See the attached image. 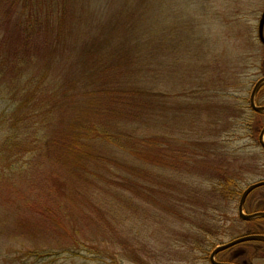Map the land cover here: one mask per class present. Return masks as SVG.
<instances>
[{
  "label": "rangeland",
  "instance_id": "374dc122",
  "mask_svg": "<svg viewBox=\"0 0 264 264\" xmlns=\"http://www.w3.org/2000/svg\"><path fill=\"white\" fill-rule=\"evenodd\" d=\"M58 1L64 4L65 28L73 27V58L80 59L86 48L120 74L118 81L155 93L152 118L122 123L154 144L144 152L139 145L130 156L127 145L101 140L99 149L120 160L112 169L108 162L98 169L103 175L96 178L101 185L96 193L105 218L85 217L81 203L72 201L71 221L90 236L88 245L63 246L59 254L38 258L24 254V247L34 243L25 239L14 206L0 204V264H211L209 252L217 243L257 227L239 218V197L228 202L217 196L210 203L209 163H199L188 180L170 170L176 169L173 164H159L156 154L162 149L176 156L190 145L209 153L213 167L229 163L243 169L240 190L264 179V149L258 141L263 122L250 105L251 90L264 76V45L257 37L264 0ZM5 106L0 98V111ZM146 152L149 161L143 159ZM263 192L264 186L252 190L243 212L255 209L252 200ZM168 197L195 201L200 208L191 219L174 216L165 209ZM27 221V230L33 229L34 222ZM212 233L217 241L205 243ZM253 242L258 241L248 243Z\"/></svg>",
  "mask_w": 264,
  "mask_h": 264
},
{
  "label": "trees",
  "instance_id": "16d2710c",
  "mask_svg": "<svg viewBox=\"0 0 264 264\" xmlns=\"http://www.w3.org/2000/svg\"><path fill=\"white\" fill-rule=\"evenodd\" d=\"M63 6L58 0H0V98L6 101L0 111V204L14 206L25 239L34 243L24 247V254L35 258L59 254L63 246L88 245L90 236L71 221L72 201L81 203L85 217L105 218L96 193L101 188L96 178L103 175L98 169L106 162L112 169L120 159L99 149L103 138L127 145L130 156L137 146L144 152L154 144L151 137L137 138L122 123L152 118L155 93L118 81L120 74L86 48L80 59L73 58L77 47L70 38L73 27L65 28ZM122 135L124 141H117ZM159 150L156 161L166 163L165 168L173 164L176 169L170 170L188 180L199 163L210 164V203L217 196L229 202L241 194L238 185L246 172L231 168L227 158L228 164L213 167L209 153L190 145L178 149L176 156ZM148 154L144 161L150 160ZM168 199L165 209L174 216L191 219L200 208L195 201ZM27 218L34 222L31 230ZM210 235L205 243L213 245L217 240Z\"/></svg>",
  "mask_w": 264,
  "mask_h": 264
},
{
  "label": "flooded vegetation",
  "instance_id": "af4514ba",
  "mask_svg": "<svg viewBox=\"0 0 264 264\" xmlns=\"http://www.w3.org/2000/svg\"><path fill=\"white\" fill-rule=\"evenodd\" d=\"M263 35H264V25H263ZM263 67H264V63H263ZM253 88L250 93V105L252 109V114L256 118L259 117L261 122H263V125L259 129V133H260V131L264 128V109L263 110L255 109L254 107H264V81L260 83V85H258L254 94L252 93ZM254 99H256V102L260 100V103L258 102L257 104H255ZM252 103L254 106L252 105ZM263 138H264V134H263ZM262 186L264 185H261L260 187ZM249 194L246 197L247 200H248ZM246 199H245V202H246ZM252 205H256V208L249 211L248 214L254 213V212H264V206H263L264 205V192L260 196L255 197L252 200ZM246 222L251 223L257 227V229L251 231V234L264 235V216L253 217V218L247 219ZM251 241H258V242L248 243L250 241H246L247 243H237L225 249H220L215 254V260L223 264H264V240H261V241L251 240ZM224 243L225 242L217 243L216 246L222 245ZM241 244L243 245L242 247L240 246Z\"/></svg>",
  "mask_w": 264,
  "mask_h": 264
},
{
  "label": "water",
  "instance_id": "95a60500",
  "mask_svg": "<svg viewBox=\"0 0 264 264\" xmlns=\"http://www.w3.org/2000/svg\"><path fill=\"white\" fill-rule=\"evenodd\" d=\"M263 25H264V10L262 11L260 18L258 20V26H257V36L258 39L260 40L261 43H264V35H263ZM264 81V77L260 78L254 85L253 88V94L255 93V90L257 89L258 85H260V83H262ZM253 96V95H252ZM253 101V100H251ZM253 105V103H252ZM254 106V105H253ZM255 109H261L263 110L264 107H254ZM263 134H264V128L260 131L259 134V142L260 145L264 148V138H263ZM261 185H264V179L254 182L250 185H248L241 193L240 198H239V202H238V215L240 218L242 219H250L253 217H259V216H264V212H254V213H244L243 212V203L245 198L247 197V195L249 194V192L256 188L259 187ZM264 240V235L262 234H246L243 236H239L236 237L222 245L216 246L212 249V251L209 254V261L211 264H223V263H219L215 260V254L217 253V251H219L220 249H225L229 246H232L234 244L240 243V242H244V241H248V240Z\"/></svg>",
  "mask_w": 264,
  "mask_h": 264
}]
</instances>
